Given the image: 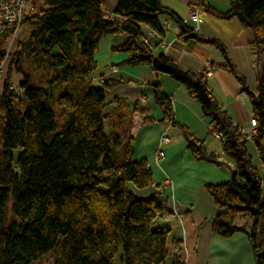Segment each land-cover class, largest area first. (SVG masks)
<instances>
[{"label":"trees","instance_id":"obj_1","mask_svg":"<svg viewBox=\"0 0 264 264\" xmlns=\"http://www.w3.org/2000/svg\"><path fill=\"white\" fill-rule=\"evenodd\" d=\"M42 3L46 9L25 16L21 23L26 34L0 93V264H34L51 252L54 264H164L169 256V230L157 226L160 217L171 213L164 190L158 186L144 197L132 190L131 184L151 186L152 171L146 161L135 158L134 137L119 130L118 105L113 114L104 113L106 91L124 81L92 77L99 44L113 34L128 36L113 48L128 54L125 65L149 66L171 75L200 103L203 117L211 121L210 133L220 136L223 155L234 163L227 182L206 186L223 209L213 219V231L224 237L245 233L256 264H264V172L249 152L251 142L264 166V65L256 89H250L225 45L200 35L163 0H119L112 13L100 0ZM199 3L215 17H237L249 27L259 61L264 54V0H232L225 13L207 0ZM163 15L178 24L182 39L220 48L224 62L217 66L234 74L249 98L257 123L252 139L233 122L206 71H190L155 51L144 28L164 35L159 23ZM16 28L8 24L0 34V76L8 57L3 46ZM13 69L25 79L19 92L12 87ZM151 86L165 118L177 124L172 98L158 83ZM140 110L137 103L134 112ZM59 119L63 123L56 131ZM107 119L113 127L110 133ZM177 125L196 160L230 168L187 126ZM10 205L13 220L8 218ZM237 218H249L251 223L239 224ZM173 264L184 261L175 256Z\"/></svg>","mask_w":264,"mask_h":264},{"label":"crops","instance_id":"obj_2","mask_svg":"<svg viewBox=\"0 0 264 264\" xmlns=\"http://www.w3.org/2000/svg\"><path fill=\"white\" fill-rule=\"evenodd\" d=\"M108 12H114L119 0H100ZM212 8L225 13L232 0H207ZM39 12L47 7L42 0H35ZM199 0H163V5L172 10L185 23L200 35L220 40L228 50L233 64L245 77L252 90L257 86V75L264 65V54L259 61L253 47V31L244 26L237 17L222 19L201 9L198 22L190 20L192 10ZM164 30L160 38L151 39L155 51L165 53L182 67L193 72L206 71L211 88L228 112L233 122L243 132L250 128L252 109L249 98L243 92L238 78L217 64L224 62L220 48L214 44L202 43L194 39L180 37V27L166 15L159 18ZM146 27L144 28V31ZM128 39L125 34L105 37L95 54L96 69L93 77L99 80H123L106 91L105 115L115 112L118 105L119 130L135 139V158L146 161L153 174V184L146 188L130 185L139 196H147L157 190H164L170 214L160 217L157 226L169 230L168 252L164 264H173L175 251L180 250L184 264H256L255 253L248 236L238 232L224 237L213 231V219L223 211L211 198L206 186L225 183L230 179L234 163L222 153L220 136L210 133L211 121L201 112V105L193 99L189 91L169 74L155 72L149 66H130L126 52L114 51ZM9 70V69H8ZM8 73V72H7ZM23 75L11 70V82ZM20 76V77H21ZM24 78V77H23ZM25 79H23V82ZM158 83L163 91L172 98L174 121L187 126L198 138L205 141L208 152L219 154L229 167H218L207 161L194 158L187 149L183 133L177 124L165 118L155 102L151 84ZM119 102L116 103L115 100ZM142 110L134 112V108ZM113 127L106 121V131ZM168 138L160 145L162 138ZM249 143V152L252 154ZM164 156L159 158V148ZM253 159L255 155H253ZM255 162V159H254ZM259 167V166H258ZM261 170V167H259ZM169 179V183L166 180ZM239 224L251 223L249 218H237ZM180 242L179 246L175 242Z\"/></svg>","mask_w":264,"mask_h":264},{"label":"built area","instance_id":"obj_3","mask_svg":"<svg viewBox=\"0 0 264 264\" xmlns=\"http://www.w3.org/2000/svg\"><path fill=\"white\" fill-rule=\"evenodd\" d=\"M37 12H39V9L36 5L35 0H0V34H2L5 31L6 26L8 24H15L17 26L16 31H18L25 16L36 15ZM200 12H201V7H200V3H198V5L192 10L189 16L190 20L193 22H198L200 18ZM145 35L149 40L153 38H160L161 36L157 31L150 28H146ZM256 131H257V123L255 119L252 118L251 126L249 129L244 131V134L248 139H252ZM167 142H168V138L166 137L162 138L160 145L162 146ZM158 155L159 158L164 156V151L161 147L159 148ZM166 183H169V179L166 180ZM179 255H180V250H176L175 256H179Z\"/></svg>","mask_w":264,"mask_h":264},{"label":"rangeland","instance_id":"obj_4","mask_svg":"<svg viewBox=\"0 0 264 264\" xmlns=\"http://www.w3.org/2000/svg\"><path fill=\"white\" fill-rule=\"evenodd\" d=\"M26 34V28L23 27V26H20L18 31H16L11 38H9L6 43L4 44L3 48L4 50L8 53V57L6 59V61L3 63L2 65V72H1V76H0V93L2 92L3 90V85H4V80H5V77L7 75V72H8V67H9V64L12 60V57H14V54L17 50V45L19 43L20 40L23 39V37L25 36ZM21 75H18L13 81H12V87L15 89L16 92H19L20 91V84L23 82V77ZM19 107L21 109H24V107L22 105H19ZM62 120L59 119L58 122H57V127H56V131H59L62 127ZM250 149L252 151V154L255 155V164L259 167H261V173L264 172V166L262 165L261 161H260V158L258 156V154L254 151V147L251 145L250 146ZM18 151L15 152V157L18 156ZM8 218L9 220H13L14 217H13V214H12V208H11V205H10V208H9V213H8ZM153 228L155 229L156 228V224L153 225ZM55 254L54 253H48L47 255H45L44 257H42L40 260H38L37 262H35L34 264H54V261H55Z\"/></svg>","mask_w":264,"mask_h":264}]
</instances>
